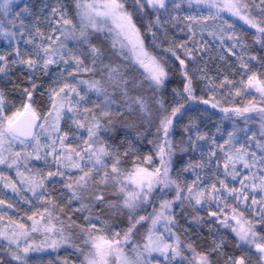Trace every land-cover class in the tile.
<instances>
[{"label":"snow or ice","instance_id":"obj_1","mask_svg":"<svg viewBox=\"0 0 264 264\" xmlns=\"http://www.w3.org/2000/svg\"><path fill=\"white\" fill-rule=\"evenodd\" d=\"M0 166V264H264V0H0Z\"/></svg>","mask_w":264,"mask_h":264},{"label":"trees","instance_id":"obj_2","mask_svg":"<svg viewBox=\"0 0 264 264\" xmlns=\"http://www.w3.org/2000/svg\"><path fill=\"white\" fill-rule=\"evenodd\" d=\"M240 27L244 28L245 31H247L248 33H250L251 31L253 30H248L246 29V26H243V23L240 22V21H235ZM182 35V34H181ZM246 39L248 40V42L251 44V35L248 34L246 35ZM223 78V77H222ZM220 78V79H222ZM173 83L169 84L168 85V89L167 91L170 92L171 91V88L172 87H175L177 86L178 82H179V77L178 76H174L173 77ZM200 88H201V84L198 83L197 84V95L200 96V95H204V98L207 99L208 98V95L209 94H203L201 91H200ZM147 95H150V93H147ZM220 102H221V105L223 107H230V106H236V105H241V104H244V103H247V101L249 99H251L250 96H242V97H235V98H220ZM9 99L13 100L14 102H17L18 101L16 100V96L15 95H10L9 96ZM191 107L196 110V109H203L204 111H207L208 113H214L216 115H219L221 117H223V113L220 112L219 108H216V109H213L211 108L210 105H203V104H192ZM236 121L243 124V121L240 119V118H236ZM178 127V125H177ZM143 129H141L142 131ZM151 131L154 133L155 132V127L153 126ZM132 135L134 136L135 133H132ZM142 147L144 148V150L146 151L148 147L150 146H147V145H142ZM173 195V193H168V197L167 198H171ZM156 207L158 208L159 207V201L156 202ZM152 211V207L151 206H147V212H151ZM190 211V210H189ZM141 214H145V213H141ZM201 215H205V213L201 212ZM185 219H181L180 220V224L182 222H184ZM31 222H27V224L30 225ZM115 223L117 225L116 227V230H119L121 227H124L126 226V219L123 218V217H116L115 218ZM144 229H141V232H143ZM204 233L206 234L207 233V229L205 228L204 230ZM0 243H3L2 241H0ZM70 251V250H69ZM34 257H37V258H40L42 259L44 262L48 261L49 259L53 260V261H57V257H59L60 259H63L65 257H68L69 259L71 260H76V257L75 256H71L69 257L68 256V251H65V249L61 248L60 250H58L57 252H53L52 250H47L45 252H41V253H33L32 254ZM59 262V261H58Z\"/></svg>","mask_w":264,"mask_h":264},{"label":"rangeland","instance_id":"obj_3","mask_svg":"<svg viewBox=\"0 0 264 264\" xmlns=\"http://www.w3.org/2000/svg\"><path fill=\"white\" fill-rule=\"evenodd\" d=\"M32 3L34 4H37L39 5L41 3V0H31ZM49 2H52V0H49ZM22 6V5H21ZM17 11L19 10L18 8L16 9ZM35 10V9H34ZM235 22V21H234ZM211 23V22H209ZM236 23V22H235ZM238 27H240L238 24H237ZM206 39H211L210 37H205ZM234 59V58H232ZM218 69H222L223 70V74H229V69L227 68V66H225L222 62H219L218 60H213V61H210L208 63V71H209V75L212 76V77H217V73H218ZM223 74H221L219 76V79L223 77ZM201 88H202V84H201ZM201 88H200V91H201ZM204 94V93H203ZM209 95H211L210 93H208ZM207 95V94H206ZM218 97L220 98H231V97H227V90H219V95ZM43 106V105H42ZM200 110L202 113H204L203 115L200 116V119L202 121H204V123H207L208 124V127L209 129H211V131L213 133H215V124L216 123H221L222 121V117L219 116V115H216L214 113H208L207 111H204L203 109H198ZM190 115H196V111L194 110L193 112L190 113ZM209 117H210V121L209 122ZM182 123L183 124H187L188 123V118L187 116H185L182 120ZM237 124L240 126V127H243V124L237 122ZM61 127L62 128H65V130H67V123L65 121H62L61 122ZM222 129L225 130V135L221 138V137H217V139L222 143L223 142V139H226L227 136H226V131H230L232 129V122L229 121V120H223L222 121ZM175 139L176 140H179V125L177 127V135L175 136ZM191 157H195V158H198L199 157V154L198 153H190V154H186L184 155V160L185 162H187V160ZM0 171H4L6 172L7 175L15 178V171L14 170H9V169H5L3 166H0ZM173 175H175V173H173ZM182 179H185L187 180L188 182H191L192 179H194V176L189 172V173H185L182 177ZM0 191H3L7 196H13V194L11 193V190L10 189H3L2 187V183H0ZM21 207H27L25 205H21ZM204 213V212H203ZM14 216H16L17 214L15 213H10ZM19 215H23V213H20ZM25 223L27 222H30V221H27L26 219L24 220ZM181 225H184L185 227H188L187 225V222L186 220L184 222L181 223ZM44 264H47V261L44 262ZM57 264H59V262L57 261Z\"/></svg>","mask_w":264,"mask_h":264}]
</instances>
